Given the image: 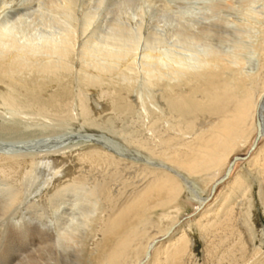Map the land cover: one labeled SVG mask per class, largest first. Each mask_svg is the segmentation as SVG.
Listing matches in <instances>:
<instances>
[{
  "label": "bare ground",
  "instance_id": "1",
  "mask_svg": "<svg viewBox=\"0 0 264 264\" xmlns=\"http://www.w3.org/2000/svg\"><path fill=\"white\" fill-rule=\"evenodd\" d=\"M103 1L0 0V105L67 112L74 123L73 107L84 135L69 147L1 138L0 264H264V31L256 58L211 51L190 65L154 55L138 64L121 51L90 50ZM32 18L53 19L62 43L22 45L11 32ZM228 21L199 32L214 39ZM81 38L72 104L69 77ZM39 52L49 57L40 60ZM142 78L144 89L135 86ZM207 202L185 218L188 204Z\"/></svg>",
  "mask_w": 264,
  "mask_h": 264
},
{
  "label": "rangeland",
  "instance_id": "2",
  "mask_svg": "<svg viewBox=\"0 0 264 264\" xmlns=\"http://www.w3.org/2000/svg\"><path fill=\"white\" fill-rule=\"evenodd\" d=\"M103 2H104L103 3L104 7L103 6L101 7V10H100L101 13H100V17H99L100 19L99 18L96 19L95 22H97V23H95L94 25H97V26L93 25L94 28H92V29L97 30L95 33V37H94L97 39V40H95L96 44H94V43H92L90 45L88 44V46H90V50L91 51L96 50V52L93 51L95 54L98 52V50L100 52L101 50L104 51L105 49H106L105 51H110V52H112V50H113L112 53H115V54L117 52L121 51V52H123V54L124 53L128 54L131 58L134 56L135 62H138V64L141 63L142 59L145 56H147V55L153 56L154 55L153 57L161 56L159 58H161L162 60H165L167 63L169 61H171L172 62L171 65H174V66L177 64H178V66L179 65H190V64L195 63L198 59L204 58L211 51L218 52L219 54H224V56H229L231 58L234 56L239 57V58H240V56H241V58L242 57L246 58V57H249V55H252L253 57L255 56V58H256L257 56L254 54L255 46L259 45L261 43L259 41H262V37H263L262 32L264 31V0H106V1L104 0ZM164 7H165V9H164ZM124 8H126V9H124ZM261 10H262V12H261ZM111 14H113V15H111ZM118 14H121V15H118ZM123 15H125V16L127 15V16L125 17ZM2 16L4 18L7 15L5 13V14H2ZM111 17H112V19H111ZM216 19L217 20L218 19L224 20V22H227L228 20H230L228 22L231 23V25H228L227 31L219 34V37L217 36V37H214V39H213L212 38L213 36H211L212 39L211 38L208 39L207 37H205V35L202 34L204 32H202V31H201V33L199 32L200 31L199 28L202 25H203V27H209L208 24H212V25L216 26L219 23V22H215ZM34 20L35 19L32 18V20H29L26 24L22 23L18 26H15L13 28L14 31L11 32L12 36H14L15 39H17L21 44L24 43L22 45L33 46L37 49L46 48V47H48V44H54V43L61 44L62 43L63 31H61L60 27H56V26L52 25V23L54 22V21H52L53 19L52 20L51 19L46 20V22L45 21L43 22L40 20H35V25L33 23ZM104 20H105V22H104ZM128 20L131 22H129ZM198 22L201 24L197 25ZM50 24H51V26H50ZM100 25L101 26L103 25L104 28H102ZM48 26L50 27V29L52 31L48 28ZM111 26H112V28H111ZM252 26H254V28ZM182 27H184V29ZM248 27H249L251 32L249 31ZM105 28H106V30H105ZM18 29H20V31H21L20 33H19ZM149 29H151L152 31ZM178 29L185 31V32L184 33L182 32V34L180 36L179 33L181 31H179ZM253 29H255V30H253ZM33 30H35V31H33ZM16 31L18 32V35H17V33H15ZM41 31H42V33H41ZM46 31H49V32H46ZM57 31H60V32L57 33ZM189 31H190V33H189ZM256 31L258 33H256ZM97 32H99V34ZM111 32H113V33L110 34ZM115 32H117V33H115ZM125 32H127V33H125ZM128 32L132 33V35L129 34ZM135 32H136V34H135ZM186 32H187V34H186ZM192 32L194 33L193 35H195V36L197 35V36L194 37L192 35ZM259 32H261V34ZM46 33H47V35L48 34L50 35L52 33L51 34L52 36L49 37V35L47 36ZM114 33L116 34V36H118V38L115 37ZM142 33H143V35L141 36L140 34H142ZM250 33H251V35H250ZM254 33H256V35L258 37ZM26 34H29V36ZM109 34L112 36H110ZM144 34H145V36H144ZM154 34L156 37L154 36ZM157 34H158V36H157ZM176 34L179 36H177ZM36 35H37V37H36ZM45 35L47 36V38L45 37ZM101 35H103V37H101ZM105 35H107L108 39L107 38L104 39ZM127 35L132 36L133 38L129 37ZM190 35L193 36V39H192V36H190ZM199 36L202 38H200ZM29 37L31 38V40ZM35 37L37 39H35ZM147 37L150 38V40ZM176 37H179V38H176ZM197 37H199V38H197ZM222 37L224 39H222ZM43 38L46 40L42 43L41 41H43ZM49 38H51V39H49ZM116 38L118 40H116ZM54 39L56 42L53 41ZM86 40L84 38H81L75 44V56L76 57L79 55L80 52H82V49L85 48ZM145 40H146V45H148V46H145ZM199 40L202 41V44ZM205 40H207V41L205 42ZM23 41H25L26 43ZM28 41H30L29 44H28ZM106 41L111 46L108 45V43ZM110 41L111 42L113 41L112 44ZM185 41H187V42H185ZM217 42H219V43H217ZM174 43L176 45H174ZM205 43H207V44H205ZM35 44H38V45L34 46ZM39 44H41V45H39ZM43 44H45V45H43ZM106 45H107V47L108 46L109 47L105 48ZM40 46L41 47L43 46V47L41 48ZM101 46H103V47H101ZM119 46H120V48H122V47L123 48L120 49ZM149 46H151V49L148 48ZM167 46H169V48ZM115 47H117V48H115ZM190 47H191V49H190ZM132 48L134 49L133 52L131 51ZM206 48H208V49H206ZM238 48H239V50H238ZM129 49H131V50H129ZM152 49L155 50V52ZM167 49H169V50H167ZM204 49L207 51H205ZM114 50H116V51H114ZM139 50H141V51H139ZM158 50L160 51V53H162L161 55L159 52H156ZM175 50L178 52H176ZM136 51H138V52H136ZM139 52L140 53L142 52V53L140 54ZM188 52H190V53H188ZM42 53L43 52L37 53L35 55V57L40 59V60H45L49 57L48 54H46V53L42 54ZM134 54H136V55H134ZM174 54L178 55V56H176L177 58L175 57V59H173L175 56ZM143 55H144V57H143ZM140 56H142V58H140ZM196 56H198V57L196 58ZM244 56H246V57H244ZM179 58H182V64H180L181 59L179 60ZM140 59H141V61H140ZM173 61L176 63H174ZM76 64H80V57L79 56L75 59V63H74V67L76 69L75 68L73 69V72L71 73V75L69 77V82H71L70 87H71V90L73 92V96L75 98V99L72 98V100H71L72 104L76 100V95H78L80 93V86H81L80 85L81 84L80 76H79L80 74L77 71V67L79 68V66ZM133 64H134V66L138 65L137 63L136 64L133 63ZM74 81H75V83H74ZM144 82H145V80L143 81V78H142L138 81L139 84L135 83V86L138 88L144 89L146 86V84ZM88 100L90 101V102L88 101L89 105H92L95 102L94 98L90 94L88 96ZM67 111H71V114H74V117L76 116V118L73 117L75 120L74 123L72 121L67 120L64 117V115L65 116L68 115L67 112L65 114L62 112L61 113H55V112H52L48 109H46L43 112H32V111H30V109L27 106H21L19 108L14 109V108L9 107V105L1 104L0 105V133L1 132H3V133L0 134V140H1V138H3V139L6 138L7 140L14 138L11 140L15 141V140H19L20 138L23 137V140H30L32 142L35 141L34 144L36 146L37 144L40 143V141L39 142H36V141L47 139L49 141L50 140L52 141V142L50 141V143H52L51 144L52 146H57V147H61V146L62 147H65V146L69 147V146L74 145V144L83 143L84 140H82V139L84 138V135H82V134L80 135L78 133V132H80V129H75V128L80 127L81 122L79 121L78 116L75 115L76 112L73 111V107ZM49 114H51V115H49ZM5 116H7V117H5ZM48 116L49 117L52 116L55 118L51 119V118H48ZM58 116L60 117V119H58L59 118ZM31 118H32V120H31ZM30 124H32V125H30ZM64 124H66V125H64ZM27 125H29V126H27ZM53 125H55V126H53ZM60 127H61V129H60ZM21 128H22V130H21ZM41 129H43V130H41ZM64 129L67 131L65 132ZM59 130H61V131L64 130V131L60 132ZM44 131H45V133H44ZM99 136H101V135H99ZM75 139H76V141H75ZM97 139H99L100 142H105V140L107 139L109 141V143L112 144V146L116 147V149H119V150L123 149L122 148L123 143L121 145H119L120 144L119 142L111 141L109 136H106V137L101 136ZM61 140L63 143L60 142ZM67 140H69V142ZM47 144H49V143H47ZM263 146H264V143L262 144V147ZM257 147L258 146H256L254 148V146H253L250 154H248L245 157H242L241 156L242 154H239L240 159H242L239 161L240 162L242 161V163H246L250 159L251 153L254 152L257 149ZM254 177H252V178H254ZM225 179H228V175L225 177ZM255 179L256 178H254V180ZM252 180L251 179L249 180V182H251V184L253 182ZM253 190H254V192H257L258 186L257 185L253 186ZM216 193H217V191H215V190L211 193V199L209 200V202L215 197ZM209 202H207L206 204L203 203L201 206H199L200 204H197V203L188 204L185 207V211H184L185 218L190 216L193 212H195L196 208H198V207L204 208L205 206H207V204H209ZM259 219L262 222L263 221L262 219H264V216L259 214ZM0 228H1V226H0ZM198 236L196 237L197 238L196 241L198 243L197 251L198 250L202 251L203 244H202V242H200V236L199 237Z\"/></svg>",
  "mask_w": 264,
  "mask_h": 264
},
{
  "label": "water",
  "instance_id": "3",
  "mask_svg": "<svg viewBox=\"0 0 264 264\" xmlns=\"http://www.w3.org/2000/svg\"><path fill=\"white\" fill-rule=\"evenodd\" d=\"M259 134H261V132H259Z\"/></svg>",
  "mask_w": 264,
  "mask_h": 264
}]
</instances>
